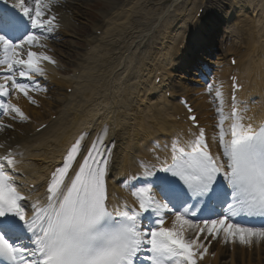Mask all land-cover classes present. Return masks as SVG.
Listing matches in <instances>:
<instances>
[{"label": "snow or ice", "instance_id": "snow-or-ice-1", "mask_svg": "<svg viewBox=\"0 0 264 264\" xmlns=\"http://www.w3.org/2000/svg\"><path fill=\"white\" fill-rule=\"evenodd\" d=\"M56 2L16 0L9 8L7 0H0L5 4L0 8V116L30 119L11 96L23 95L35 104L30 93L42 88L37 77L47 75L43 63L56 64L46 52L33 50L46 48L43 41L59 27L52 13ZM207 91L213 92L212 84ZM215 95L220 99L219 131L212 139L221 152L210 151L198 125L186 143L177 137L171 163L157 168L141 162L143 175L154 177L151 182L125 185L133 189L138 206L125 201L109 207L108 127L90 143L82 133L71 144L49 178L46 201L29 205L31 216L25 207L30 197L21 192L16 176L22 163L17 156L23 153L0 155V264H136L143 252L149 253L143 259L150 264H198L208 252V237L241 244L264 240V224L255 227L237 219H264V123H246L252 118L245 117L247 109L239 107L235 96L225 115L222 92L217 89ZM189 119L196 124L194 115ZM6 127L11 125L0 121V130ZM166 214L171 227H165Z\"/></svg>", "mask_w": 264, "mask_h": 264}, {"label": "bare ground", "instance_id": "bare-ground-1", "mask_svg": "<svg viewBox=\"0 0 264 264\" xmlns=\"http://www.w3.org/2000/svg\"><path fill=\"white\" fill-rule=\"evenodd\" d=\"M12 1L16 2V0ZM164 1L166 3L168 1L172 2L169 5H164ZM184 1L162 0L160 9L163 11L160 13L149 9L148 5L142 6L143 3H147L145 0H125L123 3L111 2V11L102 15V24L97 28L99 31L105 28L104 35L101 38L92 36L86 40L89 46H93V49L91 52L84 53L77 61L73 76L58 81L56 78L60 75L58 69L61 66L58 65L55 68L54 64L44 62L43 67L50 74V80L57 86L56 88L52 87L49 92L50 102L41 101L45 112L42 113L33 108L23 95H20L19 98L15 95L12 96V101L23 108L30 116H33L34 120L36 119L41 124H48V127L40 132L37 131L40 125L33 123L13 127V130L8 132L0 130V144L4 145V148H0V155L8 149L23 152L22 163L18 166L21 171L19 176L17 174L16 176L17 182L26 184L28 188L26 193L30 197V200L26 202L28 212H31L29 205L32 201L39 200L41 203L46 201V187L52 172L60 166L66 151L70 148V144L84 130L97 131L104 127L110 129L109 138L106 141L112 152L106 176L110 208L113 205L120 204L126 195L133 199L129 192L124 191V186L120 187L121 183L118 184V180L129 171H140L134 165V158L137 156L145 157L147 155L145 147L151 141L154 140L162 144L163 148L159 151V155L163 156L161 159H164V161L171 162V154L165 150L164 142L159 138L168 135L173 141L179 137L182 144L190 140L188 137L190 135L184 131V127H181L183 125L176 121V116L181 114L183 109L176 101L167 99L166 94L170 91L167 86H170L172 80L173 71L171 70L177 66L178 68L183 66L180 67L183 69L189 61L187 52L191 45L189 44L183 48L184 41L188 39L185 37L186 35H180L181 28H188L186 30L188 35L193 33L192 43L194 45L202 44L206 40L205 36L209 35V31L211 38L212 31L205 28L204 37L200 35V28L198 29V27L201 24L196 16L192 17L193 14L190 15V13L186 15L187 12L180 13L179 6ZM262 3L258 20L255 21V19L253 24H261L260 20L264 19V0H262ZM56 4H59L60 7H52V13L58 14L60 17V22H57L59 27H67L69 30H73L72 28L79 29L80 24L73 21L75 9L79 6L78 0H57ZM193 5L192 11L196 10V13H198L199 9L205 7L203 16L211 15L210 9L206 8L203 1L194 2ZM247 6L251 7V4L247 3ZM254 10H257V7ZM112 11H116V13L113 14ZM164 19H167V22ZM179 23L180 26H178ZM162 24H166L167 27L162 28ZM247 26L248 24L242 30V42L243 45L247 46L246 53L239 54V51L232 49V45L226 44L227 52L225 58H223L225 62L210 63L211 65L223 64L225 67L221 82L224 87L220 91L227 112L230 103V87L226 78L227 73L234 69L226 63L230 55L235 58L238 57L241 71L240 78L245 85L247 83L249 91L254 93L252 96L247 91L246 96L256 98L257 96H264V36L259 34L261 35V38H259L260 36L255 32L256 28L249 31L246 28ZM213 30L215 31L217 28L213 26ZM155 32L160 35L157 41L158 46H156L157 51L154 50L151 44L148 45L147 43L149 37ZM121 39L126 40L129 46H121ZM56 44L62 46L60 42ZM63 46L68 51H61L58 47H53V49L55 53L68 60L72 56L69 53V42H64ZM180 46L181 49H179ZM167 48L169 49L167 50ZM182 49L184 51L181 53L180 60L182 61L178 59L174 63L173 59L177 57L176 54H179ZM33 50L39 52L37 49ZM189 53L192 54V51ZM172 62L174 64L169 70L170 77L167 78L165 72L167 69L165 68L172 65ZM79 71V81H76L74 77ZM153 71L154 73L158 71L161 73V83L158 86L153 84L155 74L152 82L150 81L151 78L149 80L150 73ZM243 71H245V74ZM115 79L120 80L125 85L124 89L127 95L124 97V101L118 100V96L115 95L116 92H120ZM64 81L67 86H63V89L72 88L74 90L72 95L62 89L61 86ZM181 88L188 97H191L190 94L195 91L188 86H183V84H181ZM148 94L154 97L147 98L148 103L144 112H131V110H136V106L132 105L135 102V96L141 99L139 102L143 103ZM192 102L200 117L207 114V112L205 114L203 112V109L209 107L206 98L199 103L193 98ZM123 103L124 106L120 112H116ZM154 109L158 111L154 112ZM262 113L261 109L252 108L251 118L255 116V118L259 117L260 119ZM54 115L55 120H53ZM251 122L253 123L252 119ZM229 123L230 121H227L226 128ZM208 127L213 152L218 154L221 149L219 144L217 145L218 142L212 139L217 133L210 126ZM16 147H19V150H16ZM164 156L168 158H164ZM129 204H132V201ZM170 223L172 224V219ZM229 246H219L217 243L212 248L218 250V257H225ZM231 246L230 248L235 254L233 242H231ZM238 258L233 257L232 263L235 264ZM257 260L260 259L257 258ZM215 264L218 263L215 262Z\"/></svg>", "mask_w": 264, "mask_h": 264}, {"label": "rangeland", "instance_id": "rangeland-1", "mask_svg": "<svg viewBox=\"0 0 264 264\" xmlns=\"http://www.w3.org/2000/svg\"><path fill=\"white\" fill-rule=\"evenodd\" d=\"M109 0H101L99 3H97V4H95L94 6L92 5V3H91V5L92 6H88L89 7V9H86L85 10V14H84V19H88V18H90V22H91V24L93 23H97L98 22V20H99V18H98V16H97V14H95L94 12H93V10H95V9H97V8H99V9H102V10H104V11H107V9H108V4H107V2H108ZM145 1H147V3H143V5L142 6H145V5H148V8L149 9H152V10H158V9H160V7H161V3H162V0H145ZM196 1H201V0H185L184 1V3L183 4H181L180 6H179V9H180V13H183L182 11L183 10H188V9H190L191 7H192V5L194 4V2H196ZM172 1H168L167 3H166V1H164V5H169L170 3H171ZM208 5H211L212 7H216V6H218V5H221V6H223V7H225L221 12L223 13V15L224 16H226V14L227 13H229V11H232V9H228V7H226V4H229V0H208L207 2H206ZM87 7V8H88ZM154 10V11H155ZM219 11V10H218ZM221 12H219L220 14H221ZM86 23V22H85ZM223 26V25H222ZM83 27H84V30H83V33L85 32V33H88V28L86 29V25L84 24L83 25ZM86 29V30H85ZM76 46H80L79 44H77ZM84 47V46H83ZM82 47V48H83ZM74 50H78V48L77 47H75L74 48ZM176 83H179V81L177 80L176 81ZM175 83V86L177 85ZM207 94V93H206ZM210 94H207V97H209L210 98ZM196 97H198V96H196ZM39 109V108H38ZM214 110V109H213ZM204 112H212V110H209V109H206ZM264 257V256H263ZM252 263L253 264H264V259H261L260 261H256V259H254L253 261H252ZM240 264V263H239ZM246 264H247V262H246Z\"/></svg>", "mask_w": 264, "mask_h": 264}]
</instances>
